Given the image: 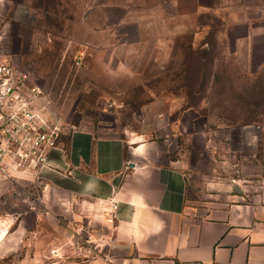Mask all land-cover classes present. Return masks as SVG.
Returning a JSON list of instances; mask_svg holds the SVG:
<instances>
[{
    "label": "rangeland",
    "instance_id": "374dc122",
    "mask_svg": "<svg viewBox=\"0 0 264 264\" xmlns=\"http://www.w3.org/2000/svg\"><path fill=\"white\" fill-rule=\"evenodd\" d=\"M214 1L0 0V52L68 133L130 140L155 127L196 207L264 203V45L232 44L242 29L226 30ZM46 171L0 177V264H169L113 240L110 199Z\"/></svg>",
    "mask_w": 264,
    "mask_h": 264
},
{
    "label": "crops",
    "instance_id": "0c3cea01",
    "mask_svg": "<svg viewBox=\"0 0 264 264\" xmlns=\"http://www.w3.org/2000/svg\"><path fill=\"white\" fill-rule=\"evenodd\" d=\"M259 1L238 10L215 0L207 11H224L226 30L242 29L234 39L226 35L232 44L264 45V0ZM14 14L23 10L14 9ZM155 131L143 126L125 140L74 130L65 145L50 153L47 175L77 185L82 194L116 202L113 240L140 257L169 264H264V203L241 198L196 207L189 202L183 161L161 151L152 137ZM9 227L0 228V236Z\"/></svg>",
    "mask_w": 264,
    "mask_h": 264
},
{
    "label": "built area",
    "instance_id": "2783aa9c",
    "mask_svg": "<svg viewBox=\"0 0 264 264\" xmlns=\"http://www.w3.org/2000/svg\"><path fill=\"white\" fill-rule=\"evenodd\" d=\"M52 101L0 52V177H38L69 131L51 115ZM112 212L116 202L110 201ZM112 218V216H111Z\"/></svg>",
    "mask_w": 264,
    "mask_h": 264
},
{
    "label": "bare ground",
    "instance_id": "6f19581e",
    "mask_svg": "<svg viewBox=\"0 0 264 264\" xmlns=\"http://www.w3.org/2000/svg\"><path fill=\"white\" fill-rule=\"evenodd\" d=\"M9 225L10 224H9L8 221L7 222H0V228L3 229V230L7 229L9 227Z\"/></svg>",
    "mask_w": 264,
    "mask_h": 264
},
{
    "label": "water",
    "instance_id": "95a60500",
    "mask_svg": "<svg viewBox=\"0 0 264 264\" xmlns=\"http://www.w3.org/2000/svg\"><path fill=\"white\" fill-rule=\"evenodd\" d=\"M129 165H132V164H129ZM118 179H119V176L116 177V180H118ZM114 187H116V185H114Z\"/></svg>",
    "mask_w": 264,
    "mask_h": 264
}]
</instances>
